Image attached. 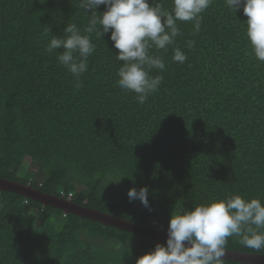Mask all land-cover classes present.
Here are the masks:
<instances>
[{
    "label": "trees",
    "instance_id": "16d2710c",
    "mask_svg": "<svg viewBox=\"0 0 264 264\" xmlns=\"http://www.w3.org/2000/svg\"><path fill=\"white\" fill-rule=\"evenodd\" d=\"M153 2L171 11L172 0ZM81 3L0 0V178L164 234L179 205L233 195L264 203V61L252 54L242 10L213 0L199 33L177 21L174 44L150 49L166 67L151 70L163 80L140 104L117 83L123 62L109 34L84 32L92 13ZM73 23L95 44L78 89L57 60L63 49L45 51ZM141 187L151 210L129 201ZM240 239L225 250L264 255ZM156 243L0 192V264H135Z\"/></svg>",
    "mask_w": 264,
    "mask_h": 264
},
{
    "label": "clouds",
    "instance_id": "9594fccd",
    "mask_svg": "<svg viewBox=\"0 0 264 264\" xmlns=\"http://www.w3.org/2000/svg\"><path fill=\"white\" fill-rule=\"evenodd\" d=\"M213 0H172L171 11L153 0H82L81 7L92 13L85 33H96L99 39L105 34L118 50L116 59L123 62L118 68L117 83L126 92L136 93V101L143 104L148 96L158 91L163 76L150 75L152 69L165 70L159 55L150 49L167 50L181 35L177 21H192L194 32L199 33L201 14ZM235 13L242 10L247 17L245 35L252 54L264 61V0H225ZM103 5L104 11L97 12ZM99 25V27H97ZM50 32V29H46ZM63 36L52 35L46 52L63 49L58 62L76 79L75 87H82L80 75L87 71L88 57L95 51L90 35H82L76 24H68ZM195 41H188L192 48ZM173 61L183 64L186 54L173 49ZM149 190L130 188L129 201L139 200L151 210ZM254 226V227H253ZM264 203L258 198L246 200L233 195L224 200L213 199L192 208L182 205L170 213L167 239L156 243L153 250L137 257L135 264H223L228 238L240 237V243L256 251L264 250Z\"/></svg>",
    "mask_w": 264,
    "mask_h": 264
},
{
    "label": "water",
    "instance_id": "95a60500",
    "mask_svg": "<svg viewBox=\"0 0 264 264\" xmlns=\"http://www.w3.org/2000/svg\"><path fill=\"white\" fill-rule=\"evenodd\" d=\"M3 191L21 195L27 199L37 201L44 206L56 208L65 214H72L93 222L100 223L104 227H113L118 230L144 236L161 243H165L167 239V234L115 218L96 210L76 205L70 200L44 194L36 189H33L29 185L25 186L0 178V192ZM222 259L240 264H264V255H252L238 251L225 250V255L222 257Z\"/></svg>",
    "mask_w": 264,
    "mask_h": 264
}]
</instances>
